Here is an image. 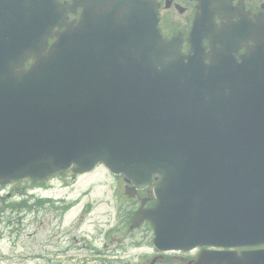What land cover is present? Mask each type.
<instances>
[{
	"label": "water",
	"instance_id": "obj_1",
	"mask_svg": "<svg viewBox=\"0 0 264 264\" xmlns=\"http://www.w3.org/2000/svg\"><path fill=\"white\" fill-rule=\"evenodd\" d=\"M94 4L46 55L39 15L32 36L0 44V180L101 161L138 188L160 177L156 205L133 219L153 224L157 248L264 243V96L235 89L225 126L212 125L218 100L164 62L157 70L158 52L142 40L161 43L146 5ZM30 55L35 64L14 73Z\"/></svg>",
	"mask_w": 264,
	"mask_h": 264
},
{
	"label": "rangeland",
	"instance_id": "obj_2",
	"mask_svg": "<svg viewBox=\"0 0 264 264\" xmlns=\"http://www.w3.org/2000/svg\"><path fill=\"white\" fill-rule=\"evenodd\" d=\"M63 186H67V188L62 189ZM13 188L14 186H9L7 191ZM51 188L43 195L51 196L54 199L69 200L74 198L78 201L77 206H74L68 217L60 222L57 217L53 218L55 216L53 213L37 219L36 224H28L31 217H27L22 227H16L19 230L18 234L14 228L6 227V223L0 221V264H64L68 261L77 263L79 260L76 258L65 261L67 259L57 256V250H61L63 231L66 225L77 218L83 206L92 205L93 211L88 219L96 221L95 226L85 223L78 233L74 232L77 237L82 234L91 238L99 236V234L102 236L103 229L116 226L117 222L113 219L122 217V214L120 216L117 214L116 218L115 210L119 207L118 193L123 194V190L119 187V181L112 178L102 167L89 176L79 177L75 184L69 176H63L54 182ZM122 221H124V217ZM93 229V232H87ZM120 246L128 247L129 241L120 244ZM45 251H51L52 256H46ZM148 251L147 253H149ZM129 252L133 257L136 250ZM117 253L121 254L120 251ZM123 258L129 259L126 256Z\"/></svg>",
	"mask_w": 264,
	"mask_h": 264
},
{
	"label": "flooded vegetation",
	"instance_id": "obj_3",
	"mask_svg": "<svg viewBox=\"0 0 264 264\" xmlns=\"http://www.w3.org/2000/svg\"><path fill=\"white\" fill-rule=\"evenodd\" d=\"M64 1V0H62ZM157 9L158 25L161 34L167 40L176 39L183 52H187L189 44L187 39L192 31L195 19L201 14V3L204 1L207 19L215 30L220 28L226 29L227 25H241L245 29L242 36L236 41L235 63L241 64L240 56L246 52L254 51L255 42L258 41V34L261 29H264V0H151ZM202 1V2H201ZM201 2V3H200ZM231 29L224 30L229 32ZM210 37V34H208ZM202 46L206 51L209 50V39L202 40ZM142 193V194H140ZM149 198V193L146 191L139 192L137 199L142 200ZM138 208L141 206L139 202ZM145 208H148L145 206ZM151 228L148 223H142L136 230H130L121 236V240L129 239L134 236V239L142 242L147 237V232L150 233ZM118 237H112L108 240L109 244L119 243ZM116 248H119L117 245ZM264 249V246L236 249V253L242 251H254ZM115 250V249H114ZM92 254L107 256L112 253V245L103 244L102 252L97 247L91 250ZM199 250H194L188 253H180L182 256H172L171 259L177 264H194V259ZM179 254V253H175ZM152 264H163L164 256L157 254L152 260ZM150 263V264H151ZM101 264V263H98ZM103 264H112L110 262Z\"/></svg>",
	"mask_w": 264,
	"mask_h": 264
}]
</instances>
